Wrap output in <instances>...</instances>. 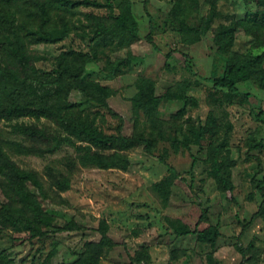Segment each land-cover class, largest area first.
<instances>
[{
  "label": "rangeland",
  "instance_id": "rangeland-1",
  "mask_svg": "<svg viewBox=\"0 0 264 264\" xmlns=\"http://www.w3.org/2000/svg\"><path fill=\"white\" fill-rule=\"evenodd\" d=\"M70 1L79 4L78 15L71 19V33L59 43L31 45L29 55L35 67L42 72H55L59 56L68 51L93 56L94 62L84 66L82 79L111 90L107 104L123 118L124 136L141 135L155 140L156 145L151 155L144 153L142 147L126 152L129 160L126 171L82 167L69 146L52 155H20L6 148L7 155L20 169L33 171L41 181L45 197H39L35 190L31 192L38 197L43 211L53 217L51 227L73 223L85 230L29 239L24 230L14 231L0 225V255L7 264L70 263L85 243L98 241L95 230L104 221L109 225L111 237L123 241L130 255L146 247L149 264H209V258L210 264H240L242 257L236 238L241 225L250 220L261 202L252 179L264 178V146L260 151L249 150L264 140V90L255 79H250L236 85L240 96L230 97L215 89L212 80L221 77L229 56L243 60L261 56L257 71L264 79V33L256 32L251 25L252 15L257 11L256 0H150L148 15L143 11V0H128L139 39L120 48L95 45L94 23L106 16V10L81 3L109 1L117 10L121 0ZM205 19L212 22L205 25L202 23ZM182 24L188 30L206 32L197 38L183 29ZM53 25L60 27L58 22ZM221 27L234 28L228 55L220 53L213 42L214 33ZM148 33L157 51L145 42ZM169 53L172 55L167 60ZM183 55L191 71L187 70ZM125 58H130V63L110 76L107 63L116 64ZM143 82L152 85L155 96L173 97L159 104L152 120L133 106ZM50 93L48 89L33 86L30 97ZM181 95L194 99L196 104L183 103L179 99ZM69 101L78 105L82 116L101 132L116 135L118 120L105 109L86 101L78 92H72ZM209 121L214 122L213 135L206 134L199 147L195 144V135ZM14 125L37 127L49 133L56 129L44 119L0 123L1 143L14 142L23 148L32 146L14 132ZM209 144L219 145L234 163L230 170L232 199L217 189L210 174ZM158 157L183 178V181H173L166 206L152 190L153 185L167 176ZM254 157H259L262 163V173L258 176ZM193 158L196 164L191 178L189 169ZM60 175L69 180L70 188L66 191H59L52 184ZM2 182L0 178V205L7 203ZM202 210L206 211V222L216 225L223 236L213 246L198 242L192 235L177 238L169 232L178 224L192 228ZM241 246L246 249L245 264H264L261 219L255 220L242 235ZM99 264L129 263L123 249L118 247L102 257Z\"/></svg>",
  "mask_w": 264,
  "mask_h": 264
},
{
  "label": "trees",
  "instance_id": "trees-1",
  "mask_svg": "<svg viewBox=\"0 0 264 264\" xmlns=\"http://www.w3.org/2000/svg\"><path fill=\"white\" fill-rule=\"evenodd\" d=\"M150 0H143V11L147 13ZM257 11L252 15V28L256 32L264 33V0H256ZM84 6L96 9H105L106 16L95 20L93 35L95 45L98 47L116 48L127 47L139 39L138 26L129 8L128 0H121L117 10L107 1L105 4L84 1ZM79 4L70 0H0V123L11 124L20 119H29L36 122L42 119L54 125L55 132L49 133L37 127L12 126L14 132L32 143L30 148H23L19 144L0 142V178L4 185L7 203L0 205V225L2 227L28 233L29 239H42L49 234L62 232L84 231L85 228L73 223L60 228H52L53 217L43 211L38 197L31 192L35 190L39 197H45L43 185L33 171L20 169L7 155L5 149H11L20 155H52L63 146L71 147L76 155L77 163L82 167H92L101 170L126 171L129 160L126 152L142 147L144 153L151 155L156 141L144 136H124L121 132L123 118L108 107L107 100L111 90L95 82L84 81L82 75L84 66L94 62V57L89 54L68 51L59 56L58 70L55 72H42L38 70L29 55V47L36 44H55L66 40L71 33V19L78 15ZM58 22L60 26L53 25ZM205 19L203 24L211 23ZM150 23V21H149ZM191 36L202 35L204 29L193 30L181 26ZM234 28H219L214 33L213 42L217 50L228 55L232 46ZM145 42L154 51L157 48L151 33L144 37ZM198 39H195L197 41ZM172 53L166 55L171 58ZM186 68L191 71L187 57L184 56ZM258 56L250 59H240L229 56L226 60L221 77L212 80L213 87L223 91L226 95L240 96L236 85L255 79L256 83L264 90V79L258 75L257 68L262 61ZM130 58L118 60L116 64L108 62L110 76L119 72L120 68L130 63ZM48 89L51 93L39 98H31V87ZM139 88L137 99L134 100L135 110H142L148 119L154 118V113L163 100L173 99L165 95H154V89L149 83L143 82ZM78 92L85 96L86 101L93 102L105 109L106 112L118 120L116 135H107L101 132L87 117H83L78 105L69 101V95ZM179 99L185 104H193L194 99L181 95ZM214 122L209 121L205 126H200L195 135V144L202 146L206 134L213 135ZM264 140L250 148V152L260 151ZM256 161V176L262 173V163L259 157ZM158 162L166 168L167 176L159 183L153 185L152 190L161 198L166 206L169 203V189L173 181L183 178L176 170L168 165L162 157ZM207 161L210 165V174L217 189L232 199L233 185L230 170L234 163L228 155L222 153L219 145L209 144L207 147ZM196 159L193 158L189 175L191 178ZM256 178V177H255ZM252 179L253 186L261 197L257 211L250 220L241 225L237 240L238 252L241 255L240 264H245L246 249L241 246V237L255 220L261 219L264 223V178L261 181ZM192 182V180H191ZM53 186L59 191L70 188L69 180L59 176L54 178ZM206 211L202 210L199 220L190 228L178 224L171 229V234L177 238L195 236L202 244L213 246L216 241L223 238L216 225L206 222ZM203 223V224H202ZM52 228V229H49ZM109 225L101 221L96 228L99 239L96 243H85L83 250L76 259L70 263L60 264H99L102 257L115 248L121 247L129 264H149L150 256L146 247L139 248L133 255L127 250L123 241L114 240L109 234ZM211 258L207 262L211 263ZM8 261L0 255V264Z\"/></svg>",
  "mask_w": 264,
  "mask_h": 264
}]
</instances>
